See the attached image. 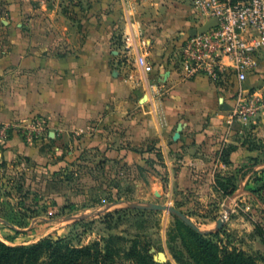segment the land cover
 <instances>
[{
  "label": "crops",
  "instance_id": "1",
  "mask_svg": "<svg viewBox=\"0 0 264 264\" xmlns=\"http://www.w3.org/2000/svg\"><path fill=\"white\" fill-rule=\"evenodd\" d=\"M1 13L6 19L0 16V164L12 180L19 175L27 181L28 174L45 180L60 170L63 159L49 150L50 141L70 133L93 135L104 120L117 117L131 124L134 93L151 98L139 116L160 123L162 135L172 136L181 126L179 189L194 187L201 177L211 183L215 175L235 173L255 157L246 138L262 135L264 114L227 125L235 77L225 71L219 84L203 76L183 80L173 66L176 48L195 28L190 0H11ZM138 27L149 41L150 75L119 62L121 35ZM259 64L263 71L264 52ZM35 117L45 119L47 141L20 136L18 126Z\"/></svg>",
  "mask_w": 264,
  "mask_h": 264
},
{
  "label": "rangeland",
  "instance_id": "2",
  "mask_svg": "<svg viewBox=\"0 0 264 264\" xmlns=\"http://www.w3.org/2000/svg\"><path fill=\"white\" fill-rule=\"evenodd\" d=\"M10 1L0 0L2 11ZM1 14L6 19V13ZM131 101V124L117 117L104 120L93 135L70 133L59 141L49 140V150L63 159V165L45 180L29 174L27 181L19 175L12 180L0 167V240L10 246L32 245L47 237L65 239L74 247L97 244L114 251L118 264L128 263L124 252L131 248L146 250L159 264H205L190 227L167 210L147 209L155 204L184 214L218 247L221 257L235 252L248 264H264V209L252 196H243L227 211L228 197L217 186L231 178L237 187V172L215 175L211 183L201 177L192 188L176 187L177 129L172 136L162 135L160 123L140 118L141 105L151 103V98L134 93ZM260 132L259 138H252V133L246 138L256 154L243 165L264 162V127ZM163 136L167 147L161 145ZM246 189L264 205V170ZM223 218L217 230L216 222ZM3 220L19 230L10 231Z\"/></svg>",
  "mask_w": 264,
  "mask_h": 264
},
{
  "label": "built area",
  "instance_id": "3",
  "mask_svg": "<svg viewBox=\"0 0 264 264\" xmlns=\"http://www.w3.org/2000/svg\"><path fill=\"white\" fill-rule=\"evenodd\" d=\"M195 28L215 20L204 34L189 35L172 55L174 68L183 80L198 76L212 83L223 82L229 71L237 82L227 125L252 122L264 114V70H259L264 52V0H190ZM120 64L129 65L143 75L153 73L149 41L138 27L120 38ZM251 78L252 82H248ZM27 141H47L48 125L35 117L18 126ZM54 130L53 135H58Z\"/></svg>",
  "mask_w": 264,
  "mask_h": 264
},
{
  "label": "trees",
  "instance_id": "4",
  "mask_svg": "<svg viewBox=\"0 0 264 264\" xmlns=\"http://www.w3.org/2000/svg\"><path fill=\"white\" fill-rule=\"evenodd\" d=\"M252 166H240L236 171L238 180L244 178ZM217 186L224 197H229L236 189L231 178L223 179ZM189 230L205 264H248L235 252L221 257L218 247L197 231ZM124 255L127 264H159L152 260L146 250L131 248ZM114 256V251L102 250L97 244L74 247L62 238L47 237L32 245L19 246H10L0 240V264H118Z\"/></svg>",
  "mask_w": 264,
  "mask_h": 264
},
{
  "label": "water",
  "instance_id": "5",
  "mask_svg": "<svg viewBox=\"0 0 264 264\" xmlns=\"http://www.w3.org/2000/svg\"><path fill=\"white\" fill-rule=\"evenodd\" d=\"M215 25H216V21L215 20L208 21V22L204 23L202 26H200L198 28L191 29L189 31V37H194L197 34H204L205 32H207L210 28L214 27ZM180 131H181V126L179 125L177 127V131H176V133H175V135L173 137L174 140H176L179 137ZM263 170H264V162L252 166L251 171L244 178H239L238 185H237L235 191L226 200L225 208H226L227 211H231L233 209V206H234L235 202L238 201L243 196H252L259 203V205L264 209V205L262 204V202H260L250 191H248L246 189L248 182L254 176V174L258 173L260 171H263ZM147 209L153 210V211H164V210H167L169 213L175 214L177 217H179L190 228H192L193 230H195L197 232H200L199 228L196 225H194L191 221H189L184 214H182L180 211H178V210H176L174 208H168L166 206L155 205L154 204V205L148 206ZM224 219L225 218L219 219L216 222L217 230H220L223 227L224 222H225Z\"/></svg>",
  "mask_w": 264,
  "mask_h": 264
}]
</instances>
